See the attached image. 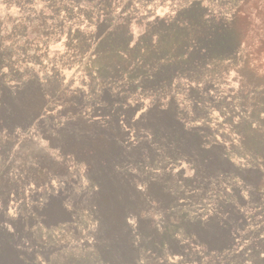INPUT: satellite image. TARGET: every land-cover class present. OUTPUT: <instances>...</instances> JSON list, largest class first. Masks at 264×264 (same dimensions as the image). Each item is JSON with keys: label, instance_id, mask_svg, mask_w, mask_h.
Segmentation results:
<instances>
[{"label": "rangeland", "instance_id": "1", "mask_svg": "<svg viewBox=\"0 0 264 264\" xmlns=\"http://www.w3.org/2000/svg\"><path fill=\"white\" fill-rule=\"evenodd\" d=\"M174 2L132 1L135 11H130L132 23L127 29L133 38L131 46L146 24L174 13L169 6ZM257 6L255 19L244 16L247 12L242 9L240 17L231 18L233 12L226 11L225 19L235 35L225 39L232 42V51L201 66L193 63V75H174L170 93H153L161 98L156 112L150 113V92L127 97L121 79L108 75L97 86L82 72L86 62L72 61L56 86H48L41 77L45 68L50 70L49 61L42 64V71L33 72L36 79L24 74L23 89L11 71L10 88L3 92L7 107L0 108V264H81V255L88 260L87 255L100 252L125 256L128 264H137L136 260L141 264H205L204 256L215 252V243L207 248L208 241H197L193 232L201 230V223L190 224L187 218L205 219L210 214L205 208L212 211L208 206L216 194L204 193L210 189L209 182L193 185L187 176L192 170L181 172L187 166L193 168V161L195 170L207 171L208 166L203 169L206 159L211 160L213 175L228 172L224 184L229 190L222 198L231 206H218L219 214L208 231L221 229L228 214L237 216L235 222L242 218L244 224L242 214L249 213L250 204L257 200L251 189L261 178L264 182L263 162L258 165L249 155L254 143L264 138V0H254L248 8L252 11ZM205 8L204 18H214ZM110 22L112 18L88 31L84 26L71 31L75 38L71 45L79 41L94 59L95 45L108 33ZM158 34L155 30L154 35ZM64 51L63 44H52L49 59L54 54L61 57ZM113 60L108 55L102 62L109 68ZM179 66L172 71L179 72ZM89 82L93 89H88ZM204 102L208 107L201 116L198 105ZM164 140H174L176 145ZM196 149L198 157L187 159ZM177 162H183V169L171 171ZM251 167L258 168L244 177L237 171ZM250 226H255L253 221L237 227V245L252 239ZM135 227L147 250L143 257ZM202 232L203 228V236ZM164 242L185 245L188 252L170 259L178 253L157 247L156 243ZM21 252L29 255L28 261L19 258Z\"/></svg>", "mask_w": 264, "mask_h": 264}, {"label": "trees", "instance_id": "2", "mask_svg": "<svg viewBox=\"0 0 264 264\" xmlns=\"http://www.w3.org/2000/svg\"><path fill=\"white\" fill-rule=\"evenodd\" d=\"M132 1L0 0V9L2 11L0 14V108L7 107L3 92L5 89L10 88L8 81H11L13 77L12 72L15 75L17 74L16 85L19 89H23L26 87L27 82L24 74L31 75L29 78L36 79V75H32L33 72L42 71V64L49 61L48 64H51V68L49 71L45 68L41 77L46 80L48 86H56V83L60 82V78L65 73L64 70L70 67L69 65L72 61H82L86 62L84 66L86 69L82 72L91 81L98 82L96 85L99 87L102 86L101 82L110 75V77L117 78V80H123L121 88L125 89L127 97L130 94L135 95L139 91L150 92L151 94L148 93V95H153V101L149 107L151 108L150 113L156 112V109L161 107V98L160 96V99L155 98L158 95L153 93L158 91L166 94L170 93L174 75L177 73L193 75L196 70L190 66L193 63L195 66H201L200 64L204 62L209 63L210 60L214 61L232 51L234 48L232 42L225 40L228 36L234 35L231 31V22L225 19L228 17L226 11L233 12L231 18L234 14L238 17L242 16L241 11L242 13L243 11L247 12L243 13L247 18H254L257 13L255 11L258 9V6L256 10L252 11L248 8L254 0H247L242 7L238 5L240 0H174V3L169 4L170 9L174 13L168 18L157 17L151 23L146 24L141 37L131 46L133 38L127 29L132 23L130 11H135ZM161 1L165 3L167 0ZM179 2L182 4H179ZM205 7L214 14V18H204L206 15ZM120 8L121 10L118 11L117 9ZM109 18H112V22L109 24L110 29L105 37L96 43L94 59L90 53L84 50L85 47L79 41H77L75 46L71 45L75 39L74 36H71V31L77 32L83 26L85 27L84 30L88 31V27L93 25L97 27L102 21ZM124 28H126V32ZM153 29L154 31H152ZM155 30L159 33L156 36L154 35ZM66 31L69 33L63 42L61 41L63 40L62 36L66 34ZM121 31H123V35L120 33ZM117 33L121 35H117ZM55 43L63 44L65 51L60 54L62 55L61 57H59V54H54L49 59L51 45ZM108 55L114 56L112 65L109 68L105 67L102 62L103 58ZM86 56L88 57L84 59ZM122 58H126V61H122ZM123 62L127 64L123 66ZM178 65H180L178 68L179 72L172 71V68H177ZM93 88V83L89 82L88 89ZM98 99L99 97L96 98V100ZM198 106L201 113L199 115L203 116L205 108L208 106L205 102ZM170 111L172 112V110ZM198 121L199 118L197 119ZM11 122L13 123V121ZM258 141L254 143V149L250 150L249 155L250 158L257 160L259 165L261 162L264 164V138ZM164 142L176 145L174 140H164ZM177 150L181 151V148H177ZM198 154V149L193 150V153L187 159H190V157L196 159ZM205 161L203 169L208 166L207 171L195 170L196 161L190 163V167L193 168H187L188 166L186 165L187 167L183 169V162L174 163L171 168V171L173 169L176 170V167L183 169L182 174L187 173L188 169L192 170L193 173L187 175L192 184L196 185L199 181L209 182L211 183L210 189L209 191H204V193L207 195L216 194V200L211 206H208L212 208L213 212L205 208V210H208L207 213H210L205 219L201 220L195 218V216L187 218V222L190 224L201 223V230L203 228V232L206 231L208 233L202 232L203 237L201 230L193 232L197 241L200 240L206 244L208 241L209 245L208 247L206 245L207 248H212L211 242L215 243V252L205 255L203 263L264 264V182L261 180L262 178L257 183V186L253 185L251 189L253 193L257 194V200L252 201L250 204L249 213L246 215L242 214L244 216V224L253 221L255 225L254 227L250 226L253 231L252 239L244 243L239 242L237 245L238 241L235 240L237 235H239L237 227L244 228V224L241 223L242 218H238L235 222L237 216L228 214L224 216L221 229L208 231L211 220L215 219L219 214L218 206L229 204L222 198V195L227 194L229 190L224 184V180H226L227 176L230 177V174L228 172H220L216 175L214 174V176L209 170L213 166L211 160L206 159ZM257 168L251 167L250 170L239 168L237 171L241 177H244L245 172L255 173L254 171ZM15 182L17 184V180ZM175 190L172 189L171 194ZM218 192L219 195H217ZM201 193L199 191V194ZM172 195L178 198V196ZM104 200L107 202V199L103 197ZM204 203H207V201H204ZM115 215H112V218H115ZM100 220V230H103V219L99 218L98 221ZM238 222L243 225L240 226ZM176 224L177 222L174 223V225ZM107 231L109 233V229ZM209 233H212L210 234L212 236ZM119 234L120 236L122 235L120 232ZM134 234L137 248L142 252L140 257H143L147 250L144 251L142 248L141 232L136 227L134 228ZM99 238H101L100 234ZM246 239L249 238L246 237ZM156 245L162 248L165 253L174 251L178 253L174 254L170 259L188 252L186 250L188 247L180 243H176V246H171L170 243L167 244L165 242L156 243ZM173 247L176 250H173ZM122 250L120 248L119 252ZM27 256L29 255L25 252L19 253V258H23V261H28ZM87 256L88 260H84V255L79 257L81 264H128L124 262L125 256L123 255V259L119 255L111 256L101 252ZM140 259L143 262V259ZM136 263L141 264L140 262L138 263V260H136ZM179 263L182 264L181 261Z\"/></svg>", "mask_w": 264, "mask_h": 264}, {"label": "bare ground", "instance_id": "3", "mask_svg": "<svg viewBox=\"0 0 264 264\" xmlns=\"http://www.w3.org/2000/svg\"><path fill=\"white\" fill-rule=\"evenodd\" d=\"M210 84H211V83H210ZM207 85H209V84H207ZM213 108H214V107H213ZM60 112H61V111H60ZM58 113H59V112H58ZM62 115H63V114H62ZM62 115H61V116H62ZM108 197H109V196H108ZM33 216H34V215H33Z\"/></svg>", "mask_w": 264, "mask_h": 264}]
</instances>
